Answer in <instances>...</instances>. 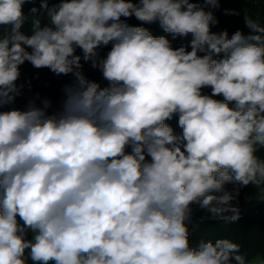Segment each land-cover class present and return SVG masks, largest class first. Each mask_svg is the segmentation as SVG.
<instances>
[{"label": "clouds", "instance_id": "1", "mask_svg": "<svg viewBox=\"0 0 264 264\" xmlns=\"http://www.w3.org/2000/svg\"><path fill=\"white\" fill-rule=\"evenodd\" d=\"M35 4L0 0V108L21 94L25 62L73 82L56 111L47 98L0 111V264H253L230 238L193 247L188 222L193 204L239 220L227 183L264 193L260 19L246 15L251 34L229 38L205 10L220 0ZM156 21L190 41L174 48L142 26ZM82 59L106 83L88 79ZM174 115L180 135L166 123Z\"/></svg>", "mask_w": 264, "mask_h": 264}, {"label": "trees", "instance_id": "2", "mask_svg": "<svg viewBox=\"0 0 264 264\" xmlns=\"http://www.w3.org/2000/svg\"><path fill=\"white\" fill-rule=\"evenodd\" d=\"M54 2H58V0H50V4ZM196 2L203 4V0H196ZM35 6L39 7V4ZM29 7V4L23 6L25 16H29ZM205 10L212 11L218 21L217 24L211 26V31L214 33L227 31L229 38L236 31H241L245 36L251 34V30L245 24L246 15L253 19H260L261 23L264 24V0H254V2L253 0H220L218 8L206 7ZM41 17L42 26L48 25L49 21L46 14L41 13ZM33 18L31 16L28 17L23 29L25 34H32L30 21ZM126 22L132 26H141V22L135 17L128 18ZM142 26L146 27L154 36H166L174 48L182 44L186 45L191 39L190 35L188 37L177 36L173 38L171 34L163 31L159 21ZM110 49L111 44L102 47L99 50L100 57H106ZM76 54L81 55L79 49H77ZM81 63L83 74L88 79L100 83L101 72L99 69L93 68L90 61L84 62L82 59ZM20 72L21 76L17 84L23 85L21 94L16 97L13 103L6 104L3 108H0V111L25 110L30 100H35L37 105H40L41 100L44 98L50 99L52 102L49 112L56 111L60 108L61 101L64 98L63 87L73 82L71 74L68 76H56L47 68H34L29 62H25L20 66ZM203 91L206 94L211 93L210 88H205ZM215 98L223 99L222 96ZM166 123L173 128L175 134L180 135L182 133V128L178 125V115H174ZM257 155L264 158V149H259ZM224 187L227 191L239 189V194L232 203L239 207L240 219L231 223H225L221 219H212L206 210H202L197 204H193L191 206L192 217L188 222L191 245L196 247L201 240L214 241L218 238H230L240 245V254L246 260L250 261L256 255H260L262 260H264V193H261L252 184L240 187L239 185L227 183ZM29 264H31V261H29Z\"/></svg>", "mask_w": 264, "mask_h": 264}, {"label": "rangeland", "instance_id": "3", "mask_svg": "<svg viewBox=\"0 0 264 264\" xmlns=\"http://www.w3.org/2000/svg\"><path fill=\"white\" fill-rule=\"evenodd\" d=\"M39 4V0H36V4L35 5H38ZM29 9L31 8V7H33L34 5L33 4H29ZM100 83H102V84H104V83H106V82H104L103 81V79H102V73L100 74ZM262 260V258H261V256L260 255H256V256H254L250 261H252L253 262V264H259V262Z\"/></svg>", "mask_w": 264, "mask_h": 264}]
</instances>
